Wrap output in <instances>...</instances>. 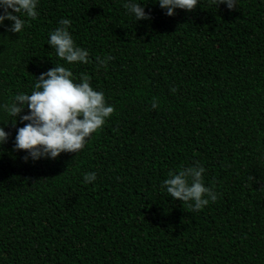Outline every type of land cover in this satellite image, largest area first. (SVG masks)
Masks as SVG:
<instances>
[{
    "label": "trees",
    "instance_id": "trees-1",
    "mask_svg": "<svg viewBox=\"0 0 264 264\" xmlns=\"http://www.w3.org/2000/svg\"><path fill=\"white\" fill-rule=\"evenodd\" d=\"M127 2L38 0L22 32L0 26V105L63 65L115 108L81 151L35 161L14 148L27 122L0 108V264H264V0L173 16L134 0L140 21ZM61 19L92 63L48 44ZM197 162L217 199L192 212L161 185Z\"/></svg>",
    "mask_w": 264,
    "mask_h": 264
},
{
    "label": "clouds",
    "instance_id": "clouds-1",
    "mask_svg": "<svg viewBox=\"0 0 264 264\" xmlns=\"http://www.w3.org/2000/svg\"><path fill=\"white\" fill-rule=\"evenodd\" d=\"M156 3L167 9L166 15L173 16L176 9L193 11L198 0H156ZM213 3L217 7L225 4L229 10L238 5L237 0H213ZM37 4L38 0H0V26H4L5 20L12 21L7 30L22 32L29 20L37 19ZM123 7L135 16L136 21L151 19L150 13L145 12L141 3L129 0ZM59 25L50 33L48 40L57 56L68 64L92 63L89 51L77 46L69 31L71 21L61 19ZM95 59L99 67L106 68L107 62L113 57ZM90 80L87 73H81L79 82H76L69 68L55 65L37 77L31 94H17L11 104L0 105L13 118L10 120L12 127H16L18 122H27L17 128L14 142L16 150L28 154L24 157L25 161L29 158L34 161L41 158L56 159L64 152L77 153L85 147L93 133L103 128L115 108L107 104L102 91L94 90ZM151 106L153 109L158 108L155 98ZM25 108L28 109L27 114L21 115ZM9 136L10 133L0 127V145L7 143ZM205 171L199 162L181 167L178 172L169 170L168 178L163 181L161 188L166 189L168 196L174 200L188 203L192 212L202 210L209 200L215 202L217 199L216 193L204 184ZM96 178L95 172L85 173L84 183H91Z\"/></svg>",
    "mask_w": 264,
    "mask_h": 264
}]
</instances>
